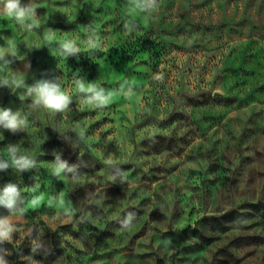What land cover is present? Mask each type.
I'll list each match as a JSON object with an SVG mask.
<instances>
[{
  "label": "rangeland",
  "instance_id": "1",
  "mask_svg": "<svg viewBox=\"0 0 264 264\" xmlns=\"http://www.w3.org/2000/svg\"><path fill=\"white\" fill-rule=\"evenodd\" d=\"M21 3L25 25L0 15V107L27 127H0V161L35 166L0 170L20 190L17 213L0 207L9 264H264V0ZM57 79L67 110L34 105L28 89Z\"/></svg>",
  "mask_w": 264,
  "mask_h": 264
},
{
  "label": "clouds",
  "instance_id": "2",
  "mask_svg": "<svg viewBox=\"0 0 264 264\" xmlns=\"http://www.w3.org/2000/svg\"><path fill=\"white\" fill-rule=\"evenodd\" d=\"M132 11L149 13L157 9L158 0H130ZM0 15L7 19L14 20L20 25H25L29 17L34 16V8L31 6H24L21 0H0ZM29 28L31 24L27 25ZM64 50V54H73L79 49L71 42L66 41L61 45ZM4 52L0 50V59H3ZM3 83L7 84L8 81L4 80ZM19 87L21 84L15 82ZM80 92L89 94V103H94L97 106H103L108 103V99L105 96L103 90H97L95 86H88L83 81H76ZM29 94L33 97V104L39 106L51 113H62L67 110L71 103L70 94L61 87L59 79L55 81H39L35 86L28 89ZM0 127L6 130L15 132L17 129L27 127V118L21 117L19 112H13L10 108L0 107ZM9 156L11 165L8 162L0 161V170L7 169L9 166L14 167L17 170H25L35 166V161L24 155H17V149L10 148ZM65 171H73V168L69 167L66 161H61L57 157L53 173L59 176ZM20 200V190L15 184H7L2 191H0V207H3L11 214H15L18 211L17 205ZM22 211V210H21ZM133 214H129L127 219L123 222V227H128L133 219ZM18 231V228L13 222L12 216H0V245L5 242L11 243L13 240V234ZM42 245L37 241L32 242L31 253L35 254L37 249ZM10 253L3 248H0V264H9L6 256ZM28 264H40L39 261L33 259L32 255L23 257Z\"/></svg>",
  "mask_w": 264,
  "mask_h": 264
},
{
  "label": "trees",
  "instance_id": "3",
  "mask_svg": "<svg viewBox=\"0 0 264 264\" xmlns=\"http://www.w3.org/2000/svg\"><path fill=\"white\" fill-rule=\"evenodd\" d=\"M158 264H160V262H158Z\"/></svg>",
  "mask_w": 264,
  "mask_h": 264
}]
</instances>
